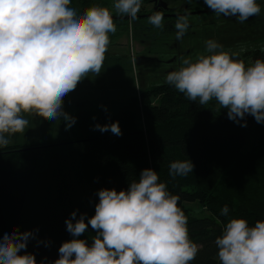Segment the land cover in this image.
I'll list each match as a JSON object with an SVG mask.
<instances>
[{
    "label": "clouds",
    "instance_id": "clouds-1",
    "mask_svg": "<svg viewBox=\"0 0 264 264\" xmlns=\"http://www.w3.org/2000/svg\"><path fill=\"white\" fill-rule=\"evenodd\" d=\"M217 16L236 17L243 24L259 16L257 0H203ZM72 0H0V148L12 137L24 134L26 117L63 120L65 130L77 122L64 110V97L88 75L98 76L106 59L110 34L117 26L107 7L93 5L79 13ZM116 13L135 21L142 0H114ZM164 13L154 11L148 22L163 28ZM190 26L188 15L176 19V39ZM207 55L180 58V67L166 74L165 82L190 102L207 105L215 101L217 111L227 109V118L247 127L246 117L264 124V60L250 66L238 53L223 50L215 40L205 42ZM101 108L107 112L105 106ZM95 120V117H93ZM243 121V123H241ZM93 130L120 137L119 122L95 124ZM169 176L186 177L193 172L190 159L169 164ZM95 195L94 215L70 213L64 221L72 239L58 248L51 264H191L201 245L189 236L188 217L178 206L180 197L161 182L157 171L143 169L126 190L102 188ZM229 215V207L221 208ZM87 221V222H85ZM95 232L80 239L89 228ZM38 229L18 228L0 235V264H37L27 252ZM47 242L37 240V246ZM220 264H264V220L253 226L244 218L230 219L214 240ZM23 252V254H21ZM39 264H48L43 257Z\"/></svg>",
    "mask_w": 264,
    "mask_h": 264
},
{
    "label": "trees",
    "instance_id": "trees-1",
    "mask_svg": "<svg viewBox=\"0 0 264 264\" xmlns=\"http://www.w3.org/2000/svg\"><path fill=\"white\" fill-rule=\"evenodd\" d=\"M78 1L83 11L93 5L110 10L111 0ZM153 2L142 0V5ZM113 18L123 25L127 17L113 13ZM238 58L247 66L248 58L264 60V50ZM75 104L78 108L70 115L77 122L65 130L61 120L53 140L0 148V235L14 228L38 229L27 245L37 264L43 257L51 264L61 243L72 239L64 223L70 213L78 210L77 218L81 213L91 217L98 190H126L148 168L180 197L189 236L202 246L191 264H220L214 240L230 219L244 218L250 226L264 220V124L253 117L247 116V127H241L227 118V109L217 111L214 100L201 106L168 84L132 95L115 112ZM115 121L120 137L93 130L95 124ZM185 159L194 164L193 172L170 177L169 164ZM186 203H197L209 216H194ZM224 205L228 216L220 214ZM94 235L89 226L79 238L90 243ZM37 240L48 246H37Z\"/></svg>",
    "mask_w": 264,
    "mask_h": 264
},
{
    "label": "rangeland",
    "instance_id": "rangeland-1",
    "mask_svg": "<svg viewBox=\"0 0 264 264\" xmlns=\"http://www.w3.org/2000/svg\"><path fill=\"white\" fill-rule=\"evenodd\" d=\"M111 2L114 0L110 1V11L116 14ZM257 3L261 5L260 15L250 17L243 24L236 17L217 16L203 0H156L142 5L141 16L135 21L126 16L123 26L116 25L117 32L110 34L111 44L101 73L98 76L90 73L65 96L64 110L71 114L78 108L75 103L85 102L89 109L100 105L115 112L117 104L128 101L132 95L167 84L166 74L180 67L181 57L195 59L207 55L205 42L209 39L223 45L224 51L240 56L264 50V0H257ZM71 6L83 13L78 0H72ZM154 11L164 13L162 29L148 22ZM183 15L189 16L190 26L184 37L177 40L175 23L177 17ZM246 63L250 66L253 62L248 58ZM26 118L29 125L25 133L13 136L9 146L46 142L57 136L61 120ZM186 206L192 208L196 217L209 216L197 203H186Z\"/></svg>",
    "mask_w": 264,
    "mask_h": 264
},
{
    "label": "crops",
    "instance_id": "crops-1",
    "mask_svg": "<svg viewBox=\"0 0 264 264\" xmlns=\"http://www.w3.org/2000/svg\"><path fill=\"white\" fill-rule=\"evenodd\" d=\"M113 3H114V2H111L112 5H113ZM112 5H111V9L113 8ZM122 26H123V25H122ZM122 26H120V27H122ZM116 32H117V31H116ZM119 33H120V32H119ZM168 62H171V61H168Z\"/></svg>",
    "mask_w": 264,
    "mask_h": 264
}]
</instances>
